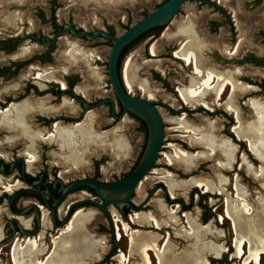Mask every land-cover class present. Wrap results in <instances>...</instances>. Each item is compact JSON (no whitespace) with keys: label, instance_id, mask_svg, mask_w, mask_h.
<instances>
[{"label":"flooded vegetation","instance_id":"af4514ba","mask_svg":"<svg viewBox=\"0 0 264 264\" xmlns=\"http://www.w3.org/2000/svg\"><path fill=\"white\" fill-rule=\"evenodd\" d=\"M90 1L93 2L94 0H90ZM166 1L167 0H164L157 7H159L160 5H162ZM188 1H190V0H185L181 4V6L179 7L175 17L178 14H180L181 10L183 9V5ZM193 2H194L193 3V11H194V7H198L199 5H203V6L207 5L209 7V10H211L213 12L212 16L210 17V20H209L210 21L209 31H210L211 35L217 34L222 40L218 39V40H210L209 42H206L204 40V37L200 34V32L198 30L197 24H196L197 30L195 29V26H194V34H192L191 36L189 34H185V35L181 34L182 36H187V39L185 40L184 37L178 38L177 39L178 40V47L176 49H172L171 54L176 59H178L180 62H182V64L185 67H191L190 72L188 73L187 81H186L187 84L181 85L178 87V89H176L177 96H178L177 100L179 101V103H181L180 106H178V108L173 110V107L170 104L163 103V102H161V103L165 104L167 106V108L172 112L174 111V113L181 112L182 116L181 117L180 116L174 117L173 118L174 121L175 120L179 121L181 118L186 119V117L183 116L184 114H191V113L196 112V110L199 113L200 109L208 112L209 115H212L213 114L212 112H215L213 110V105H215V107L218 105H221V106L223 105V108H218V112L225 111V114L230 115V119H231V123L229 124L230 128L226 127L227 128L226 134H229L232 137H234V139L241 141L240 144L243 146V149L245 151H247V150L250 151V153L254 156V158L261 163V165H259V167L264 166L263 162L260 161V158L263 160H264V158L262 156H259L258 154H255V155L253 154L255 152H253L251 150L249 140L247 138H240L234 130L235 127L239 126L240 124L245 126L248 122H251L252 120L257 119L258 113L255 110V108L253 107L252 100L258 99V100L264 101V98H259V97H264V95L259 96V97H254V95L258 96L259 93L260 94L264 93V73H259V71H258V70H262V71L264 70V56H262V57L259 56L260 54H258V53H261L259 51L257 53L251 52L250 54L245 53L246 51L242 53L243 48L247 49L251 45H256L257 41L260 44L264 45V0H193ZM65 3L70 4V6L68 8L69 9V12H68L69 16L65 12L67 9L63 7ZM87 5L88 4H84L83 0H75V1H72V0H0V24L3 25V28L1 27V29H0V52H2V54H0V78H6L7 75H9L11 72H13L15 70H17V71L21 70L20 72L23 71L22 74L19 72V75L21 74L20 75L21 77H19L20 79H19L18 83H14V84L9 83L7 85V81L4 80L3 85L0 86V133L11 132V133H14V135H15L16 130H22L21 127H19V126H10V124H6L4 122V119H5V116L7 115V111L10 110L13 105H20L21 103H26L27 101H30L33 103L32 104L33 108H32V111L30 112V114H28L26 117V125L31 130H44L43 132L45 133V137H47L49 134H52L54 132V130H57L55 127V124H57V123H60L63 126L71 125L72 128L73 127L75 128L74 130H87V128H89L90 130H94L96 133L102 134V135L109 134L116 129L122 130L121 135L124 136L125 140L127 141L128 145H129V148H130V152L127 155V157H123V155L117 156V154H116L117 153V151H116L117 150V143H118L117 142V134L118 133H113V137L106 140L103 145L102 144L98 145V144H95L93 142V143H88L87 145H83V147L88 146L87 148L90 151V146L95 144L98 148L102 149L99 151H103V152L107 151V153L110 155V157H112L116 160H119L121 158L123 161H125V159H127L131 156L133 147L131 145L130 139L124 133V130L127 128L126 123L129 122V119L127 118V116L128 115L133 116L134 118H137L139 121H141L143 126L146 129V143H145L144 149H143L140 157L136 161L135 165L132 167V169L126 175H124L123 178H125L126 176H128L133 171V169L136 167V165L138 164V162L140 161V159L142 157V154H143V152L146 148V145H147L148 127H147V124L142 119H140L138 116H136L132 112L126 111L124 113L123 105L121 104V102H120V100L116 94V91H115V89L111 83L110 77H109L110 84L112 85V87L114 89L116 100L109 95L97 94L98 92H96V90H100L99 89V81L101 80V78L98 80L96 79L97 80L96 81L95 79L90 77L92 79L91 81L93 82V85H92V87L90 86L88 89L89 85L87 84L88 80L86 79L87 77H89L88 71H90V68L98 67L97 65H94V64L96 61H99L101 58L99 53L104 48V46L102 45V42L107 41L108 43L111 44V47H112L113 43L109 38L105 37L104 35H99L97 38L91 39V38L84 36V35H77L71 30H69L66 33H61L62 30L64 28H66L67 26H71L80 32L86 31V32H89L91 34H94L99 30H105L112 35H115V36H118V35L115 33L114 29L109 25L104 26V27L100 26V25H95L94 28H91V29H88L84 25H82V23H81L82 18L76 14L79 10H82V11L85 10V7ZM193 13L194 12H191L190 14L193 15ZM148 14L149 13H147L145 16H147ZM188 15H187V17H188ZM193 20H194V18H193ZM172 21L173 20H171V22ZM171 22H169L166 26H160V27L152 28V29H150L151 32H149V33H148V31H150V30L146 31L140 37H138L137 39H135L134 41H132L131 43H129L128 45H126L124 47V49L120 55V58H119V69H120L122 83L125 86L127 92H129L131 95L136 96L135 94H133V91H130L127 88L125 81H124L123 72H122V69H123L122 63H123V59H124L126 53L129 51L131 46H133L137 42L147 40L148 38H158V36L161 37L164 34V32L166 31L167 26ZM195 23H196V21H195ZM130 26L131 25L127 26L126 29H128ZM224 27L229 28L228 30H229L230 35H231L230 37H226V41L224 40L223 32H221ZM5 30H6V32H5ZM254 30H255V36H256L255 39L256 40L251 41V43H250V41L247 42V40L245 39V37H246L245 35L249 34L250 32H252ZM7 31L9 33H7ZM58 32H59V35L57 36ZM178 36H180V35H178ZM192 39H194V44L192 46H189V42ZM24 42H30L31 45H29V46L25 45L24 47L19 48V45L23 44ZM205 43H206V45L203 46ZM153 44H155V43H153ZM239 44H240V47H239ZM29 47L32 49L31 52L24 55L23 50L27 49ZM185 47H186V49H185L186 51H188V50L194 51V53L196 55L200 56L201 58H202V55H201L200 51H201L202 47H203V52L207 48H210V47L214 48V49L220 48L222 53H223L222 57L223 58L225 57L224 59L226 60L225 64L229 65V63H231L232 61L233 62L235 61L236 65L234 67L220 68V67H216V65H213L212 67H208L207 63H205V67H204L203 61H202V63L200 64L201 72L199 73L195 69V59L194 58H192V63L189 64V63H187V61L183 57H177L175 55V52L177 50L183 49ZM238 47H239V52L234 54L236 52V50L238 49ZM71 48H79L82 52H84L85 55L81 56L82 60H80V62L78 63L79 64L78 66L74 65V66H72L71 69H69L68 71H65L63 67H64L66 62L64 61L63 57H64L65 52L69 51ZM15 49L20 50L19 55L21 57H23V56L27 57V58L31 57L30 60H28V61H25V60L14 61L11 63V65H6L5 62L7 60L6 56H7L8 52H13V51H15ZM253 49L259 50V48H253ZM91 52H94V54L97 53V55H95L93 57V59H91L89 57V55H94V54H91ZM150 52H151V48H150ZM219 53L220 52H218V54ZM151 55H155V54H152V52H151ZM248 55H250V56H248ZM109 56H110V54H109ZM156 60H158V59H156ZM150 61H152V60H150ZM108 62H109V58H108ZM32 63H36L37 64L36 67H30V68H28L29 70L28 69L22 70L23 67H25L26 65L32 64ZM107 66H108V64H107ZM206 67L211 68V69L217 68V69L223 70V71H217V70L215 71V70L207 69ZM238 67L242 68L244 70V73H243L242 69H241V71H238ZM248 69H251V70H254L257 72H254V73L250 74V76H249L248 71H247ZM156 70H157V68H156ZM27 71H28V73L25 74ZM39 71H43V72H39ZM159 71H161V70H159ZM210 71L215 72L213 79H212V86H216V85L220 84V81L222 80L221 75L223 76V74H224L225 77H228V75H230L232 80L235 82V84H237V88L235 89V91L233 92V86L231 84L225 83L224 87L221 90V93L219 95H217V93L214 90L208 91L207 95H204L205 100L207 101V105L203 104L202 102H197V103L193 104V103H189V102L185 101L179 92V88L180 87L181 88H189V78L190 77L194 76L197 78H201L199 80H202V79H204V77H206L207 73ZM50 72H54V75L57 78L44 77V75L49 74ZM220 72H222V73H220ZM39 74H41L42 76H38ZM108 74H109V72H108ZM29 76L31 77L30 79H32V80H28L29 78H27V77H29ZM25 80L26 81L28 80V82H27V86L24 90L23 82H25ZM248 81H250L252 83H249ZM149 86H150V84H149ZM248 89H253V92H255V93L251 94V92H250V94L249 93L244 94V96H248V98L246 97L247 98L246 102H245V99H242V102L240 101V99L242 97H244V96H242L238 100L239 101V105H238L236 103L237 101L235 98L237 92H239V93L247 92ZM29 92H31V93L33 92V94H36L35 97L37 99L33 95H31ZM87 92L92 93V94L95 93V94H94V96L91 95V97L87 98L86 97V95L88 94ZM50 94H54V95L51 96ZM138 97H143V96H138ZM80 98L84 99L90 105V107L88 109H86L85 103ZM144 98L150 99V97H144ZM229 99H231V102L233 105L232 109H229L226 106V103L228 102ZM58 100L61 101V103L55 104ZM150 100H152V99H150ZM154 102H155L156 106L158 107V103L156 101H154ZM211 102L213 105L211 104ZM51 104H55V105H51ZM196 106H198L199 108H197ZM70 107H73L74 109L71 111ZM246 107H248L250 111L252 110L251 113L253 112L254 117L250 121H242V112H244V109ZM100 108H102V109H100ZM194 109H196V110H194ZM90 113H92V115H94V117H92L89 120H86ZM12 114H13V111H12ZM122 114H123V116L119 117ZM36 115L38 116L37 119L39 120L40 125L35 124L34 120L36 118ZM244 116H245V112H244ZM251 116H249V117H251ZM245 119H247L246 116H245ZM83 123H85V126H82L79 129L76 128V126L81 125ZM192 126L197 127L195 125H192ZM119 127H121V128H119ZM165 127H166V125H165ZM208 127L209 126L203 128V129L208 130ZM178 129L180 131L186 132L180 128V125H179ZM49 130H51V131H49ZM212 130H215V134L218 137V131L219 130H216L215 127ZM187 133H189L191 135L193 134L192 132H188V131H187ZM165 134H166V128H165ZM191 135H189L190 145L199 146V145H195L192 143V141L190 139ZM6 137L7 136H5L3 139H5ZM9 138H12V137H9ZM17 138L20 139L21 137H17ZM3 139L0 138V146H1V144H4ZM230 139L233 140V138H230ZM165 140H166V138H165ZM165 140H164V144H163L162 148L165 147ZM18 141H20V140H18ZM18 141H15V142H18ZM40 141L47 143V144H50V145L57 144L59 146L58 142H56V141L52 142V141H46V140H39L36 143L35 147H37V144ZM83 144H85V143H83ZM171 144H169V146H171L173 149V146ZM199 147H201V146H199ZM162 148H161L159 155H161ZM57 149H58V147H57ZM104 149H106V150H104ZM0 150H1V148H0ZM182 150H184V149H182ZM184 151H186V150H184ZM237 151H238V148H237ZM88 153L84 157L85 162H83L80 165H83V164L86 165L85 164L86 158H87L86 156H88ZM23 156H26V158H24ZM117 157L119 159H117ZM159 158L160 157L158 156V159ZM20 159H24V161L26 163L27 179L33 183L39 182L38 186H28V187L38 191L41 195L37 194V193H22V194L18 195L13 200L12 209H13V211H19V210H22L23 208H25L26 206H29L32 204H37V205H39V210H40L39 218L37 217L36 209L34 206H30V208L27 210V212L24 215L14 214L9 208V203H8V209L6 206H4L6 204L5 200H8L9 195L13 194L15 191H17L20 188L25 186V181H24L23 174H22V165L23 164H22V162L19 161ZM0 160H3L5 162V169L7 172H10L13 169L11 174L4 173L2 170L3 166L0 163V188L2 189V192L1 191L0 192L3 193V195L0 193V204H4V205L0 206V208L2 209V211L0 213V217L3 214L11 216L8 219L7 226L5 228L0 226V230L2 232V237L0 238V240L4 239V237H6L5 233H7L8 236L10 235L5 240L9 239L12 236V234L14 232V228H15L16 229V233H15L16 238L12 242L13 244L17 240H20L24 243L28 239L38 238V240H42L43 238H46V234H47L48 230L52 231L53 229H58L61 227L60 225L65 220L69 211H70L71 215L73 214V216H74L75 213L78 211V210L76 211V209H78L79 207L82 209H85V210H89V209H86L85 206H91V205H94V206L100 208L97 205V202H100L101 200L97 197L95 191L92 188H90L89 186H82V187H79L78 189H76L75 191H73L61 203V205L56 209V212L54 215L51 212V210H49V208L47 207L45 199H44V197H45L47 199V201L50 202L51 204H53L55 202L54 198L47 193L48 188L51 190V192L54 196L58 197L63 193V190L61 189V187L63 185H68L73 181L81 180L84 178H96V179L104 181V182H115V181L123 179V178H119L116 180L109 181V180L102 179L101 174H99V173L98 174L97 173H89V174L81 176V177L80 176L72 177L71 179L66 181L61 176V174H59L56 170L53 173H49L48 170L45 169V167H43L42 169H39L37 172H32L35 161L32 163L31 166H29V163H28L29 154H27L26 151L24 152V154H22V157L14 158L10 162L7 161L8 159H6V156L4 154L0 153ZM163 161H164V159H163ZM237 163H238V160L236 158L235 166ZM68 164L71 165L73 163H68ZM156 164H157V162H156ZM163 164H166V165L171 166V167H175V166L168 164V163H165V162ZM74 165L75 164H73V166ZM251 165H253V164H251ZM46 166H47V164H46ZM176 166H182V165H176ZM253 167L255 169L259 168L256 165L255 166L253 165ZM155 168H156V165H155ZM74 169H76V168H74ZM183 169H184V167H183ZM160 170H162V169H159L158 173H160L159 172ZM163 170H165V169H163ZM231 170H222V172H224V171L230 172ZM168 171L171 172L170 170H168ZM184 171H190V170L184 169ZM149 173H151V171ZM149 173L147 175H149ZM8 176L12 177L13 179L16 178V180H17L16 183H14V184L9 183L8 180H10V178ZM145 177L141 180V182L145 179ZM176 177H177V175H176ZM195 177H197V176H195ZM177 179H178V177H177ZM141 182H139V184L136 187V191H135L134 196L131 200L132 205L130 207L124 206L123 209L120 210L115 205H111L117 211L120 218L122 216L127 217V215L130 214V211L136 209V205L134 203V198H135V195L138 191L137 189H139L141 187L140 186ZM8 186H13V189H11L9 191ZM196 187H199V186H196ZM167 188H168V186H167ZM197 189L198 188H196L195 191L199 192ZM168 191H169V189H168ZM72 195L73 196H77V195L81 196L82 195L83 197L70 201L68 204V207H67V200ZM177 195H179V194H177ZM198 195L201 196L204 200H207V197L210 196L209 193L202 194V195H200V193H199ZM91 196H94L98 200L95 201L94 199H91ZM176 196L172 195V197H176ZM211 197H212V195H211ZM87 200H90V201L87 202ZM174 200L175 201H173V202L181 201L179 199H177V200L174 199ZM78 201H86V202L71 208V206L75 202H78ZM21 203H24L25 205L21 206L22 205ZM139 203H141V202H139ZM181 204H182V210L188 209L185 206L184 202H182ZM111 206L110 205L108 206L109 209ZM205 208L208 211V213H210V216L214 215L213 213H211L210 207L205 205ZM137 209L140 210V208H137ZM8 210L10 213L8 212ZM79 210H81V209H79ZM93 210H95V209H93ZM126 210H128V213H126ZM110 211H111V215L114 219L112 209H110ZM141 212H145V211H135V214L141 213ZM62 213L65 215V218L62 222H60V217H61ZM45 215H46V218L48 220V225L44 224ZM73 216L71 217V219L67 223V225L65 227H63V229L65 231L67 229L68 224L71 222ZM13 217H15L16 220L14 221L13 225L11 226L9 223V220ZM225 217L228 218V216H226V213H225ZM229 219H231V218H229ZM121 220H122V218H121ZM22 221H28L29 224L26 226V225H24V223ZM205 222H207V220H205ZM131 223L134 224V223H139V222H136V221L132 220V218H131L130 222L127 223L128 226H130ZM20 225L25 230H27L29 232V234H33L30 231L33 228V226L35 227L36 232H38V230L39 231L41 230L39 233V237L38 236H36V237L27 236V238L21 240L19 237L20 236L19 234L20 233L25 234V233L21 232ZM139 225H140V223H139ZM141 225H143V224H141ZM154 228H157V227L154 226ZM120 229H121V227H120ZM157 229H159V228H157ZM123 230H124V228H123ZM131 230H137V229H131ZM65 231H63V232H65ZM3 232H4V234H3ZM117 234H118V231H117ZM26 235H28V234H26ZM118 238H122V237L118 236ZM40 243H42L44 245L43 242H40ZM52 243H53V240H52ZM158 243H159V241H158ZM114 248L116 249V244H115ZM225 255H228V253ZM213 261H215V260H213ZM213 261L211 260V264H213Z\"/></svg>","mask_w":264,"mask_h":264},{"label":"rangeland","instance_id":"374dc122","mask_svg":"<svg viewBox=\"0 0 264 264\" xmlns=\"http://www.w3.org/2000/svg\"><path fill=\"white\" fill-rule=\"evenodd\" d=\"M72 1H75V0H72ZM163 1L164 0H94L91 3L90 1L84 2V4H88L85 7V10L83 11L79 10L77 14L76 13L75 14L82 18L81 20L82 25H84L88 29L94 28L95 25H100L103 27L109 25L114 29L117 35H121L126 30L127 26L133 25L134 23H136L137 21L145 17L147 13H150L153 10H155L157 6L161 4ZM193 3H194L193 0L188 1V7L184 11V13L181 15L177 23L174 26L166 29V31L161 37L158 36V38H148L147 40H144L134 50H132L126 57H124L123 63H122V67H123L122 72H123V77H124V73L127 67L129 68L136 67V68H139V76L141 78L148 80L150 84V90H151L149 93H145L140 88L135 87V89L133 90V94H135L136 96L150 97V99L158 103V107L163 116L166 129L168 130V149L166 153L172 152L173 149L171 146H169V144L171 143L176 144L180 149H184L191 153H196L200 150L201 151L203 150L202 152H206L205 157H201V159L199 158L200 160L198 159L199 161L197 165L190 171H184L182 166H175V167L168 166L166 164H163L164 162H162L160 169L170 170L172 173L177 175L179 180H186V179H190L191 177L197 176V177H202V178L206 177V179H210L212 181H215L214 179H216L217 181V177L215 174L216 172L214 170L215 165L219 164L220 162L228 163L231 157L227 156V154L224 153V149H222L220 145L218 148L216 147L215 152L213 154H210V150L209 152H207V150L203 149L202 147L190 145L189 135L191 134L180 131L178 129L180 122L176 120L174 121L173 119L174 117H179V116L181 117L182 116L181 112L174 113V111L173 112L170 111L165 104L161 103L163 102V103L170 104L173 107V110L178 108V106H180L181 103H179V101L177 100L178 96H177L176 89H178V87L181 85L187 84L186 81L188 78V73L190 72V69H191V67H185L182 64V62H180L178 59H176L171 54V50L176 49L178 47V40H177L178 38L184 37L185 40L187 39V36H182V35L180 36L171 35L170 36L171 33L176 31L177 26L182 23L183 24L190 23V24H194L195 29L197 30L196 28V24H197L198 30L200 34L204 37V40L206 42H209L210 40H218V39L222 40L217 34L211 35L209 31V26H210L209 20L213 12L209 10V7L207 5H204V6L199 5L198 7H194V11H193ZM69 6L70 4H67V3H65L63 6L64 8L67 9L65 12L66 14H68V16H69V13H68ZM191 12H194L193 15L190 14ZM193 18L196 21V23L193 20ZM1 27L3 28L2 24H0V29ZM228 29L229 28L224 27L221 31L223 32L225 41H226V37L231 36ZM7 33L9 32L7 31ZM245 36H246L245 39L247 40V42L250 41L251 43V41L256 40L255 30ZM153 43H155V49H156L155 55H151V52H150V48L152 47ZM25 45L29 46L31 45V43L24 42L23 44L19 45V48L24 47ZM102 45L104 46V48L99 53L101 58L99 61H96L94 64L99 67V68L98 67H95V68H97L101 74V80L99 81L100 90H96V92H98L97 94L109 95L116 100L114 89L112 85L110 84L108 66H107L109 54L111 51V44L108 43L107 41H103ZM205 45L206 43L203 46ZM239 47H240V44H239ZM239 47L234 54L239 52ZM253 48H259V50L253 49ZM258 51L261 52V53H258L260 54L259 56L261 57L264 56V45L260 44L258 41L256 42V45H251L247 49L245 48L242 49V53L245 52L247 54H250L251 52L257 53ZM200 52L202 55L204 67H205V63H207L208 67H212L213 65H216V67H220V68L234 67L236 65L235 61L234 62L232 61L231 63H229V65L225 64L226 60L224 59L225 57L224 58L222 57L223 53L220 48L214 49L210 47V48H207L203 52V47H202ZM218 52H220L219 53L220 55L218 54ZM19 53H20V50L18 49H15V51L13 52H8L6 56L7 60L5 62L6 65H11V63L14 61L30 60L31 57L29 58L24 57V56L21 57ZM0 54H2V52H0ZM95 55H97V53H95L94 55H89V57L93 59ZM156 61L161 62V68L156 67ZM36 65H37L36 63L26 65L25 67H23L22 70H27L30 67H36ZM208 67L206 68L211 69ZM239 68L240 67H238V71H241L242 68L240 69ZM158 69L161 71H159ZM211 70L223 71L217 68H214ZM20 71L15 70L11 72L9 75H7L6 78H0V86L3 85L4 80L7 81V85L9 83H12V84L18 83L20 79L19 77H21L20 75L23 73V71L22 72ZM242 71L244 73L243 69ZM247 71H248L249 76L250 74L257 72L251 69H248ZM258 71L259 73H264V70L263 71L258 70ZM19 72L21 73L20 75H19ZM39 72H43V71H39ZM27 73L28 71L25 74ZM27 78H29L28 80H32L30 79L31 78L30 76ZM86 79L88 80L87 84L89 86L88 85L87 86L89 89L90 86L92 87L93 82L91 81L92 79L90 78V76L87 77ZM28 80L27 81L25 80V82H23L24 90L27 86ZM248 82L252 83L250 81ZM250 92L251 94L255 93L253 92V89H248L247 92H241V93L237 92L235 96L236 101H237L236 103L239 105L238 100L242 96H244V94L246 93L250 94ZM29 93L33 95L34 97L36 96V94H33V92L32 93L29 92ZM94 94L88 93L86 97L89 98L91 97V95L94 96ZM50 95L53 96L54 94H50ZM263 95L264 93L262 94L259 93L258 96L254 95V97H259ZM246 97L248 98V96H244L240 99V101L242 102V99H245V102H246V99H247ZM259 98H264V97H259ZM60 103L61 101L58 100L55 104H60ZM55 104H51V105H55ZM196 107L199 108L198 106ZM214 107L215 105H213V110L215 112H212L213 113L212 115H209L208 112L203 111L202 109L199 110V113L197 112L196 109H194L196 110V112L191 113V114H184L183 116L186 117L185 122L190 123L191 125H195L197 127H207V125L213 123L216 130H219L217 144L218 142L220 143L221 140L223 141L225 139L227 141L226 143L233 142L234 144L237 145L238 163L236 164V166H234V168L230 172H226V171L223 172V175L230 178L229 185L227 186L228 188L227 193H220L218 191L210 192V191H206L205 188L203 189L201 187L194 186L190 188L186 197L180 194L177 195L176 197H172L171 193L168 191V188L165 182L164 181L162 182L160 180L163 174L158 173L157 171L138 189L139 192L137 191L135 198H134L136 209L130 211V214H128L127 217L122 216L121 218L126 223H129L130 219L135 214V211H145V212H152L157 218L160 217L159 220H162L166 218L167 215H163L161 213L160 211L161 203H165L167 211L169 212L176 208L177 209L179 208L177 212V216L180 219V223L176 225L175 224L170 225L171 224L170 223L169 225H164L163 227H160L159 229H157V228H154V226L152 227L151 225H141V224L139 225V223H134V224L131 223L129 228L130 230L137 229L139 231H147V232H154V233L160 234L161 238L159 240V245H161L162 247L164 246L167 238H170L168 245H171L173 252L168 251L167 253L169 254L170 252V253H176L179 255H183L184 253H187V251H189L188 248H190L191 243H193V240L191 241V239L185 236L186 231L190 230V218H191V219L197 220V222L199 221L198 223L200 225L202 224L201 227L209 228V229H212L213 231V234H211L208 238H205V240L199 239L197 241L196 248L197 246L200 247L201 245H203V243H205L206 241H210V243L217 245V246L223 244L225 246V247L223 246L224 249L226 248L223 251L221 257L216 258V256H208L210 261L215 260L213 261V264H242L244 262L245 257L244 258L234 257V253L236 250L235 249L236 230H235V227H233L234 226L233 220L225 217V212H226L225 205H227V198L225 200V196L226 195L228 196V193H229L230 199L234 197H235L234 199H236L237 191H236L235 180H236V176H239L240 177L239 187L242 192L241 197L243 198V200H246V204H248V207H251V212H252V207L253 209L255 208V211H256V212L255 211L253 212V215L251 213L249 215H252L251 217L253 218V220L255 216H258L260 219L264 220V186H263L264 185V175H263L264 169L261 171L259 176H256V174L259 172L258 171L259 169L254 168V170L249 171L247 165H243L244 167L241 165L243 157L247 159L248 163H251L254 166L256 165L257 167H259L261 163L254 158V156L250 153V151L248 150L245 151L243 149V146L240 144L241 141H238L234 139V137H232L231 135L226 134L227 128H230L229 124L231 123V119H230V115L225 114V111L218 112V108H223V105L222 106L218 105L215 108ZM251 111L249 110L248 107L244 109L245 116L247 119H245L244 112H242V121H250L251 119H253L254 116H253V112L251 113ZM37 118L38 116L36 115V118L34 120L35 124L40 125V122ZM127 118L129 119V122L126 123L127 128L125 127L126 129L124 130V133L130 139L133 150H132L131 156L125 159V161H123L121 158L119 159L118 157L117 159H119L120 161L110 157L107 151H104V152L99 151L102 149L98 148L94 144L90 146V151L88 153V156H86L87 157L86 163H85L86 165L83 164L80 166H76V165L73 166V164L70 165V164L62 162L61 155H60L61 150L59 149L60 147L57 144L53 143L54 145H50V144L40 141L37 144V147L35 148L37 160L34 162L32 172H37L39 169H42L43 167H45V169L48 170L49 173H53L56 170L59 174H61V176L66 181L71 179L72 177H76V176L81 177L89 173H97V174L99 173L101 174L102 179L109 180V181L123 178L124 175H126L135 165L146 143V129L143 126L142 122L139 121L137 118H134L133 116L128 115ZM39 131H44V130H39ZM9 133L8 132L0 133V138L2 139L5 136H7L5 139H3L4 144H1L0 146L1 148L0 153L6 156V159H8L7 160L8 162L12 161L14 158L22 157V154H24L25 152L24 147L26 145V140L13 138L10 141L9 137H13L14 133H11V132ZM230 138H233L234 141ZM15 141H18V142H15ZM56 146L58 147V149ZM23 157L26 158V156H23ZM8 177L10 178V180H8L9 183L11 184L16 183L17 181L16 178L13 179L10 176ZM196 188H198L197 190L199 192L195 191ZM0 191L2 192L1 188H0ZM199 193L200 195L209 193L210 196L207 197V200H204L201 196L198 195ZM1 194L3 195V193ZM141 194L144 195L143 198H140ZM81 197L83 196L81 195L78 198H81ZM75 199L77 198L73 196L69 197V199L67 200V207H68L69 202ZM91 199H94L95 201L98 200L94 196H91ZM174 199L176 200L179 199L181 201L173 202L175 201ZM243 200H240V202L242 203ZM5 202H6L5 205L0 204V206L4 205L8 209V200H5ZM182 202H184L185 206L188 208L187 210H182V204H181ZM21 204H22L21 206L25 205L24 203H21ZM205 205L210 207L211 213H213L214 215L210 216V213H208V211L206 210ZM234 206L236 207L235 211H237L238 214L241 213L242 216L245 215V213H242L244 212L242 211V208H238L237 204H234ZM85 207L86 209H95L97 211L96 215L94 216V219L87 225V229L90 233H92V235L96 239H100L102 242V247L98 249V256L93 257L92 259H89L85 256L83 257V260L85 262H88L86 264H137L139 263L141 260L139 255L131 256L130 262H126V263H122L118 259H115L121 250L124 251L126 254L129 253L130 240H129V236L126 235V232L123 230V224L119 222V225L121 227L120 232L122 234V238H118L116 222L114 221L112 215L110 219L100 208L94 205L85 206ZM137 208H140V210H138ZM72 216L73 214L70 216L67 223L70 221ZM222 216L224 219L222 218ZM10 217L11 216L6 215V214L1 215L0 226L5 228L7 226V221ZM64 218H65V215L62 213L60 217V222H62ZM205 220H207V222H205ZM239 222L240 221L238 220V223ZM67 223L58 229H53L52 231L48 230L46 234V238L39 240L40 242H43L44 245L47 247V253L41 256V259L45 260L47 258V255L53 249V243H52L53 238L58 237L61 232L65 231L63 227H65ZM30 231L33 234L26 235V234L20 233L19 234L20 239L21 240L25 239L27 238V236H34V237L38 236L39 237V233L41 230L40 231L38 230V232H36L35 227L33 226V228ZM259 233L261 234L262 237H264V231L261 230V232L259 231ZM5 234H6V237L0 240V242L4 241L7 237L10 236V235L8 236L7 233ZM249 237H251L252 239H256L255 237H253V235H249ZM12 242L13 241H10L7 244L0 245V264H14L12 254H11L12 246H13ZM24 243H26V241ZM115 244H116L117 249L114 252ZM249 248H250V243L248 240L245 244V250L247 251V253L249 251ZM227 253H228V257L226 259L225 254ZM151 254L154 260V264H157L156 255L154 254L153 251H151ZM261 261L262 263H264V255L262 256Z\"/></svg>","mask_w":264,"mask_h":264},{"label":"bare ground","instance_id":"6f19581e","mask_svg":"<svg viewBox=\"0 0 264 264\" xmlns=\"http://www.w3.org/2000/svg\"><path fill=\"white\" fill-rule=\"evenodd\" d=\"M89 1L90 0H84V2ZM181 34H189L190 36L194 34V25L190 23L179 24L176 28V31L171 33L170 36H178ZM193 44L194 39L189 42V46H192ZM185 49L186 47L177 50L175 52V55L177 57H183L189 64L192 63V58H194L195 69L200 73V64L203 61L202 58L196 55L194 51H186ZM31 50V48L24 49V55L30 53ZM151 52L153 54H156L155 44L152 45ZM91 54H94V52H91ZM83 55H85L84 52H82L79 48H71L69 51H66L63 57L64 61L66 62L63 67L64 70L68 71L72 68V66H78V63L80 62V60H82L81 56ZM156 67L161 68L160 61H156ZM88 72L89 76L93 77L94 79L98 80L101 78L100 72L97 68H90V71ZM214 74V71H210L202 80H199L201 78H197L194 76L190 77L189 88H179V92L182 98L189 103L194 104L197 102H202L203 104L207 105V101L205 100L204 95H207L208 91L214 90L217 95H219L225 83L231 84L233 86V92L235 91V89L237 88V84H235L230 75H228V77L221 75L222 80L220 81V84L212 86V79ZM38 76L42 75L39 74ZM44 77L57 78L54 75V72H50L49 74L44 75ZM124 81L130 91H133L135 87L141 88L145 93H149L151 91L148 80L139 76V68L127 67L124 73ZM32 104V102L27 101L26 103H21L20 105H13L12 108L7 111V115L4 119V122L6 124H10V126L21 127L22 130H16L15 135L9 139L11 141L13 138L16 139L17 137H21V140H26L24 151L29 154V166H31L32 163L37 160L35 146L39 140L58 142L61 150L60 155L62 162L67 164L73 163L76 166H79L80 164L85 162L84 157L89 152V149L87 148L88 146L83 147V145H87L88 143L93 142L98 145H103L106 140L113 137V133H118V143L116 150L117 156L123 155V157H127V155L129 154V145L124 136L121 135L122 130L120 129H116L109 134L102 135L96 133L94 130H90L89 128H87V130H74L75 128H72L71 125L63 126L62 124L57 123L55 124L57 130H54V132L52 134H49L47 137H45V133L43 131L29 129L26 125V117L32 111ZM252 104L258 113L257 119L248 122L245 126L240 124L239 126L235 127L234 130L240 138H247L249 140L251 150L255 152L253 153L254 155L258 154L259 156H262L264 158V101L256 99L252 100ZM226 106L227 108L232 109L233 105L231 99L228 100ZM73 109V107H70L71 111ZM92 117H94V115L90 113L86 120H89ZM185 120V118H181L179 120L180 128L186 132L188 131L193 133L190 136L193 144L201 146L203 149L207 150V152H209L210 150V154H213L216 147L218 148L220 145V147L224 149V153L231 158L229 159L228 163L220 162L219 164L215 165L214 170L216 172L215 174L217 177V181L216 179H214L215 181L206 179V177H192L187 180H179L177 179L175 174L163 169L159 171L161 174L163 173V176H161L160 180L165 182L173 196L181 194L186 197L190 188L193 186H199L203 189L205 188L206 191L210 192L218 191L220 193H227V186L229 185L230 178L223 175L222 170H231L235 166L237 158V146L232 142L226 143L227 141L225 139L223 141L221 140V142H218L217 144L218 137L215 134V130H212L215 127L213 123L207 125L209 126L208 130H204L203 128L205 127H193L189 123L185 122ZM82 126H85V123L76 126V128L79 129ZM171 145L173 146V151L165 154L163 162L171 164L173 166L182 165L185 170H191L192 168H194L201 157H205L206 154V152H202L203 150H200L196 153H191L180 149L175 144ZM260 161H262L264 165V160L260 158ZM241 165H247L249 171L254 170L253 165L248 163L245 157L242 158ZM257 169H259V172L257 171L258 173L256 174V176H259L264 168L263 166H260ZM235 183L237 191L236 199H234L235 197L230 199L229 193L228 196H225V200L227 198L225 213L228 218H231L233 220V227H235L236 230V250L234 253V257H245L242 264H264L261 261L262 256L264 255V237H262L259 233V231L261 232V230L264 231V220L260 219L258 216H255L256 218L253 216V220L251 216L253 215L255 208L253 209L252 207L251 212V207H248V204H246V200H243V198L241 197L242 192L239 187V176H236ZM11 189H13V186H8V190L10 191ZM143 196L144 195L141 194L140 198H143ZM240 200H243V202L241 203ZM234 204H237L238 208H242V211H244L242 213H245V217L242 216L241 213L238 214L237 211H235L236 207L234 206ZM1 211L2 209L0 208V213ZM160 211L163 215H167L166 218L159 220L160 217L157 218L152 212H141L134 214L132 216V220L143 225L146 224L156 226L157 228L163 227L164 225H169L170 223V225H176L180 223V219L177 216V208L169 212L167 211L165 203H161ZM112 213L116 222L118 236L122 237V234L120 232L121 229L119 226V222H121L123 224L124 231L126 232V235L129 236L130 240L129 253L126 254L121 250L116 256V259H118L122 263L130 262L131 256L139 255L141 260L137 264H154L151 254V251H153L157 258V264H211L208 256H216V258L221 257L223 251L226 249H224L225 246L223 244L217 246L210 243V241H206L200 247L197 246V249V241L199 239L205 240V238H208L211 234H213V231L212 229L201 227L202 224L200 225L198 223L199 221L197 222V220L190 218V230L186 231L185 233V236L191 239V241L193 240L190 248H188L189 251H187V253H184L183 255L170 253L172 251L171 245H168L170 238H167L164 246L162 247L158 243L161 238L160 234L147 231L130 230L128 224L125 221L121 220L119 214L114 208L112 209ZM250 213L252 215H249ZM95 215L96 211L93 209L78 210L73 216L71 222L68 224L66 231L63 233L61 232L58 237H55L53 239V249L51 253L47 255V258L45 260L41 259V256L47 253V247L40 243L38 238L28 239L25 244L22 241L17 240L13 244L11 251L14 264L88 263L83 260V257L85 256L89 259H92L93 257L98 256V249L102 247L101 240L96 239L87 229V225L92 221ZM238 220L240 221L239 223ZM22 222L26 226L29 224L28 221ZM44 224L48 225L46 215ZM249 235H253V237H255L256 239H252L251 237H249ZM1 237L2 232L0 230V238ZM248 240L250 243V248L247 253V251L245 250V244ZM168 251H170L169 254L167 253Z\"/></svg>","mask_w":264,"mask_h":264},{"label":"water","instance_id":"95a60500","mask_svg":"<svg viewBox=\"0 0 264 264\" xmlns=\"http://www.w3.org/2000/svg\"><path fill=\"white\" fill-rule=\"evenodd\" d=\"M184 1L185 0H167L162 5L157 7L155 10L150 12L147 16L143 17L142 19L131 25L121 35L118 36L112 35L105 30H99L94 34H91L86 31L80 32L71 26H67L62 30L61 33H66L69 30H71L77 35H84L91 39L97 38L99 35H104L105 37L109 38L112 41L113 45L111 47L109 62H108V72L111 83L116 91V94L121 104L123 105L124 113L126 111H130L147 124L148 140H147L146 148L136 167L128 176H126L121 180L115 182H104L96 178H84L81 180L73 181L68 185H63L61 187L63 193L58 197L54 196L51 190L48 188L47 193L54 198L55 202L51 204L50 202L47 201V199L44 196L43 197L45 199L47 207L49 208V210H51V212L54 215L56 209L73 191H75L76 189L82 186H89L95 191L97 197L101 200L100 202H97V205L111 219L110 209L114 208L111 205H115L120 210H122L124 206L130 207L132 205L131 200L134 196L136 187L139 184V182H141V180L151 171V173H149V175H147L145 179L141 182L140 184L141 186L160 169L166 151L168 149V130L166 129V134H165L166 127L163 116L154 101L144 97L134 96L131 95L129 92H127L121 80V74L119 69V58L124 47L129 43H131L132 41H134L135 39H137L138 37H140L146 31L155 27L166 26L169 22H171V20L173 21L167 26V29L174 26L181 17V15L186 10V8L188 7V2H186L183 5V9L181 10L180 14H178L175 17L179 7ZM58 35L59 32L57 36ZM142 42L143 41L137 42L133 46H131L129 51L126 53L125 57ZM81 100L85 103L86 109H88L90 105L84 99ZM122 116L123 114L120 115L119 117ZM164 140H165V147L162 148L164 144ZM161 148H162V152L161 155H159ZM158 156L160 157L159 159ZM19 161L22 162L23 164L22 174L25 181V186L15 191L13 194L9 195L8 197L9 208L16 215H24L27 212V210L30 208V206H34L36 209L37 217L39 218L40 210H39V205L37 204L26 206L25 208L19 211H13L12 209V202L18 195L22 193L40 194L38 191L28 187V186H38L39 182L33 183L27 179L26 163L24 159H20ZM0 163L3 166L2 170L4 173H9V174L12 173L13 169L10 172L6 171L5 162L3 160H0ZM73 197L78 198L79 196L77 195ZM88 201L90 200H87V202ZM84 202L86 201L75 202L71 206V208L78 206ZM109 205L111 206L110 209L108 207ZM79 209L82 208L79 207L78 209H76V211ZM70 215L71 213L69 211L65 220L62 222L60 226H64L67 223V221L70 218ZM15 220H16L15 217L9 220L11 226L13 225ZM20 230L25 234H29V232L25 230L21 225H20ZM15 233H16V229L14 228V232L12 236L5 241H1L0 245L7 244L10 241H13L15 238ZM116 249L114 250V252L116 251Z\"/></svg>","mask_w":264,"mask_h":264},{"label":"trees","instance_id":"16d2710c","mask_svg":"<svg viewBox=\"0 0 264 264\" xmlns=\"http://www.w3.org/2000/svg\"><path fill=\"white\" fill-rule=\"evenodd\" d=\"M153 31V30H152ZM149 32H151V30L150 31H148V33ZM126 213H128V210H126ZM227 257H228V255H225V258L227 259Z\"/></svg>","mask_w":264,"mask_h":264}]
</instances>
